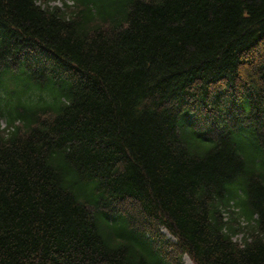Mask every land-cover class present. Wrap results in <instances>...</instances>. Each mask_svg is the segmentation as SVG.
<instances>
[{"label":"trees","instance_id":"obj_1","mask_svg":"<svg viewBox=\"0 0 264 264\" xmlns=\"http://www.w3.org/2000/svg\"><path fill=\"white\" fill-rule=\"evenodd\" d=\"M50 1L0 0V264H264V0Z\"/></svg>","mask_w":264,"mask_h":264},{"label":"rangeland","instance_id":"obj_2","mask_svg":"<svg viewBox=\"0 0 264 264\" xmlns=\"http://www.w3.org/2000/svg\"><path fill=\"white\" fill-rule=\"evenodd\" d=\"M69 3H72L73 2V0H67ZM51 4L52 5H56V4H58V5H62V1L61 0H51ZM240 237V236H239ZM185 260H186V262H187V260H189L190 261V263H192V261L190 260V258L189 257H185Z\"/></svg>","mask_w":264,"mask_h":264},{"label":"bare ground","instance_id":"obj_3","mask_svg":"<svg viewBox=\"0 0 264 264\" xmlns=\"http://www.w3.org/2000/svg\"><path fill=\"white\" fill-rule=\"evenodd\" d=\"M187 264H192V263H190V261H189V260H187Z\"/></svg>","mask_w":264,"mask_h":264},{"label":"clouds","instance_id":"obj_4","mask_svg":"<svg viewBox=\"0 0 264 264\" xmlns=\"http://www.w3.org/2000/svg\"><path fill=\"white\" fill-rule=\"evenodd\" d=\"M37 2L39 3V2H40V0H37Z\"/></svg>","mask_w":264,"mask_h":264}]
</instances>
